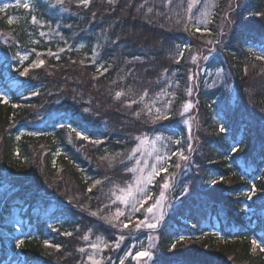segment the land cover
Here are the masks:
<instances>
[{
    "label": "trees",
    "instance_id": "trees-1",
    "mask_svg": "<svg viewBox=\"0 0 264 264\" xmlns=\"http://www.w3.org/2000/svg\"><path fill=\"white\" fill-rule=\"evenodd\" d=\"M189 3L0 0V33L12 40L0 39V90L11 97L9 106L0 100V225L13 235L16 227L6 223L20 214L21 233L35 229L18 264H72L79 235L97 224L84 210L57 203L62 188L32 193L24 166L35 180L51 177L52 187L64 180L66 192L76 186L95 203L96 187L118 170L107 166L111 155L179 127L177 111L190 90L187 50L199 36ZM221 5L207 27L213 35ZM231 18L220 53L206 64L229 71L237 99L229 105L223 86L200 83L204 133L196 167L158 228L153 264H264V59L257 58L264 56V0H244ZM10 254L0 235V264Z\"/></svg>",
    "mask_w": 264,
    "mask_h": 264
},
{
    "label": "rangeland",
    "instance_id": "rangeland-1",
    "mask_svg": "<svg viewBox=\"0 0 264 264\" xmlns=\"http://www.w3.org/2000/svg\"><path fill=\"white\" fill-rule=\"evenodd\" d=\"M244 0H226L221 5L219 0H192L193 7L197 10L196 33L198 37H193V45L187 50L186 63L189 70L190 90L182 105L178 109L176 121H179L178 128H170V133L154 132L150 137L135 139L133 145L126 151H120L117 154L111 155L107 161L110 169H113L114 175L107 173L109 177L105 179V185L97 186V183L92 182L89 188H101L100 198L97 202L90 201L94 206L91 209V204L86 201L83 195L79 192L78 187L71 186V191H65V185L62 183V174H55L54 178H60V185H51V177L45 176L44 179H37L28 172L27 167L22 168V178L28 179L31 187V192H42L39 190L45 187L50 191L59 192L61 196H54L57 203L68 204V207L74 206L75 210L85 211L89 217L95 219L96 223H89L86 232H81L79 240L76 243L75 251L70 256L72 264H93V260L99 261L100 264H115L118 253L122 251L119 257L118 264H153L154 253L157 247V228L166 220L171 210L178 204L175 201V193L177 189L184 183V178L195 169L194 153L199 147L201 137L204 130L201 125L200 115L198 114L197 106V89L201 82L207 87L223 86L224 97L230 95L231 102L229 105L235 104L237 94L233 84L228 81L227 74L229 71L221 69H209L207 62L218 56L221 50V40L226 35V28L232 24V16L239 9ZM221 5L222 11L217 16L215 26L217 34H211L207 30L208 25L214 17L215 9ZM229 25V26H228ZM200 29V31H197ZM206 29V30H204ZM7 34L0 33V39L3 43L9 41ZM12 42V40H10ZM264 54V53H263ZM258 56V55H257ZM23 61H21V64ZM28 68L20 73V77L25 75ZM227 73V74H226ZM9 93L1 89L0 100L2 104L9 106ZM225 102V101H224ZM190 107L185 109V106ZM233 106V105H232ZM168 119V118H166ZM165 118L163 120H166ZM2 124V122L0 123ZM33 133V132H32ZM36 137V135H35ZM42 139V137H38ZM189 147L191 150H189ZM178 148V149H177ZM187 159H181V155ZM40 155L39 164H43ZM20 168V169H21ZM61 169V168H60ZM61 171L62 173V169ZM166 169V171H161ZM158 173V174H157ZM42 177L43 174H40ZM11 180H15L14 176H10ZM165 184L168 186L165 187ZM65 185V187H64ZM4 188L8 187L3 186ZM131 188L132 197L128 199V203H122L117 199V196L126 194V190ZM124 189L125 192H121ZM66 192V194H65ZM48 195V193H46ZM65 197V198H64ZM146 201V202H144ZM88 202V203H86ZM143 202V203H141ZM153 207V212L149 213L147 209ZM119 209L123 215L118 219L115 213ZM138 209V210H136ZM162 211V216H161ZM95 213V215H93ZM86 216V215H85ZM23 217L17 216L11 220L16 229L14 235L3 230L0 225V233L8 240L11 249L10 258L2 264H18L21 257L19 251L26 239H29L34 232V227L29 228L28 232L23 235L18 227L23 222ZM143 221L145 225L148 223L156 224L155 228L142 226L137 229L135 225ZM101 226L110 229L111 234L103 231ZM128 223L129 227L124 228L123 224ZM18 227V228H17ZM106 233V234H105ZM123 236V239L121 237ZM87 237V239L85 238ZM111 237L115 240L112 241ZM96 245L97 247H93ZM257 249V245L254 246ZM147 251L149 257L136 258L137 252ZM174 252V251H173ZM90 257L92 259H90ZM215 264H229L228 260L216 258Z\"/></svg>",
    "mask_w": 264,
    "mask_h": 264
},
{
    "label": "snow or ice",
    "instance_id": "snow-or-ice-1",
    "mask_svg": "<svg viewBox=\"0 0 264 264\" xmlns=\"http://www.w3.org/2000/svg\"><path fill=\"white\" fill-rule=\"evenodd\" d=\"M58 2H59V0H58ZM82 2H83L84 4H87V3H88V0H82ZM18 6H20V5L18 4ZM22 6H23L25 9H29V8H30V4L27 3V2L23 3ZM192 7H193V3H189V4H188V11H191ZM32 22H33V23L36 22V18H35V17H32ZM10 23H11V21H10ZM197 31H200V29H197ZM257 58H258V59H264V56H260V57H257ZM41 63H43V62L41 61ZM121 95H122L121 92H117V93H116V97H117V98H120ZM141 99H143V96L141 97ZM133 102H135V101H133ZM188 107H190V106H189V105H186V106H185V109L187 110ZM157 111H159V110H157ZM220 130L223 132L225 129H224V128H221ZM78 135H79V134H78ZM84 138L87 139V137H84ZM97 143H98V142H97ZM189 150H191L190 147H189ZM233 151H236V149L234 148ZM180 155H181V159H185V160L187 159V157L184 156L182 153H181ZM161 171H166V169H161ZM157 174H158V173H157ZM97 183H100V182L97 181ZM167 186H168V185L165 184V187H167ZM121 192H125V190H124V189H121ZM130 197H132V191H131V188H129V189L126 190V194H125V195H123V196H117V199L120 200L122 203L127 204V203H128V199H129ZM249 198H250V197H249ZM144 202H146V201H144ZM141 203H143V202H141ZM136 210H138V209H136ZM147 211H148L149 213H152V212H153V207H149V208L147 209ZM93 215H95V213H93ZM122 215H123V213H122L119 209H117V212L115 213L116 218L118 219V218H119L120 216H122ZM161 216H162V211H161ZM142 226H147L148 228H155V227H156V224H154V223H148L147 225H145L144 222L141 221V222H139V223H137V224L135 225V227H136L137 229H140ZM123 227H124V228H128V227H129V224H128V223H124V224H123ZM69 235H70V233H69ZM85 238L87 239V237H85ZM121 239H123V236L121 237ZM253 243L255 244L256 242L253 241ZM93 247H97V246H96V245H93ZM173 247H175V245H173ZM261 250L264 251V249H261ZM149 256H150V253L147 252V251H142V252H137V253H136V258H145V257H149ZM90 259H92V258L90 257ZM93 264H100V262H99V261H96V260H93Z\"/></svg>",
    "mask_w": 264,
    "mask_h": 264
}]
</instances>
